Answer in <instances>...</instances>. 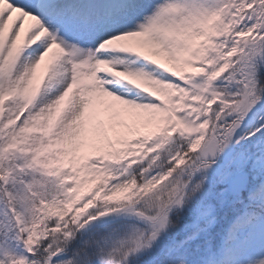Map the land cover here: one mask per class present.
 Listing matches in <instances>:
<instances>
[{"label": "snow or ice", "instance_id": "snow-or-ice-1", "mask_svg": "<svg viewBox=\"0 0 264 264\" xmlns=\"http://www.w3.org/2000/svg\"><path fill=\"white\" fill-rule=\"evenodd\" d=\"M0 264H264V0H0Z\"/></svg>", "mask_w": 264, "mask_h": 264}]
</instances>
